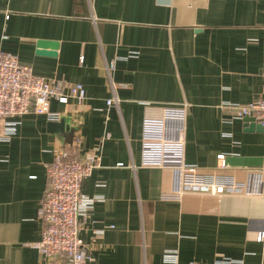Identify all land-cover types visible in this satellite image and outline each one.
Returning a JSON list of instances; mask_svg holds the SVG:
<instances>
[{
  "label": "crops",
  "instance_id": "crops-1",
  "mask_svg": "<svg viewBox=\"0 0 264 264\" xmlns=\"http://www.w3.org/2000/svg\"><path fill=\"white\" fill-rule=\"evenodd\" d=\"M0 49L37 76L86 90L83 102H52L63 132L28 114L0 142V264H58L35 244L47 166L62 149L100 160L83 184L85 196L102 199L81 233L95 264H169L164 255L175 250L177 264L263 263L264 198L187 193L164 201L174 173L141 166V137L146 103H188V164L238 183L264 171V132L225 107L264 94V0H0ZM115 95L119 105L108 107Z\"/></svg>",
  "mask_w": 264,
  "mask_h": 264
},
{
  "label": "built area",
  "instance_id": "built-area-1",
  "mask_svg": "<svg viewBox=\"0 0 264 264\" xmlns=\"http://www.w3.org/2000/svg\"><path fill=\"white\" fill-rule=\"evenodd\" d=\"M114 68V62L108 66L111 81ZM85 99L82 84L37 76L31 67L21 64L17 56L0 49V129L4 125L0 142H10L17 135L19 118L35 114L47 116L50 122H59L62 115L51 110L53 101L67 105L71 100L83 102ZM119 102L115 95L107 101V106L119 105ZM225 107L232 111L234 119L254 118L264 126V94L249 104L225 103ZM189 109L188 103L144 105L141 166L174 173V187L161 194L162 200L180 201L187 193L264 198V171L251 174L245 183H238L218 172L203 174L197 166L186 162ZM219 160L221 168H225V155H220ZM99 167L96 153L76 159L66 149L60 150L47 166L48 186L38 213L44 228L41 241L35 244L44 259L58 264H95V259L87 254L81 233L95 205L102 199L85 196L83 184ZM98 235L103 236L104 231H98ZM257 240L264 245V224L257 232ZM178 259L176 250L164 255V261L169 264H177ZM214 264L243 262L222 259Z\"/></svg>",
  "mask_w": 264,
  "mask_h": 264
},
{
  "label": "water",
  "instance_id": "water-1",
  "mask_svg": "<svg viewBox=\"0 0 264 264\" xmlns=\"http://www.w3.org/2000/svg\"><path fill=\"white\" fill-rule=\"evenodd\" d=\"M58 44L57 43H53V42H46V41H42L39 43V47L40 48H51L53 51H55L57 49ZM41 54H46V53H41ZM51 55H54V53H50ZM244 122L247 124V126L250 128V130H254V131H258V132H264V126H262L261 124L257 123L256 120L254 118H245ZM49 130L51 132H63L65 129L68 128L67 124L65 123V120H60L59 122H50L49 123ZM231 164H235V165H245V163L238 161V159H233L231 161Z\"/></svg>",
  "mask_w": 264,
  "mask_h": 264
}]
</instances>
